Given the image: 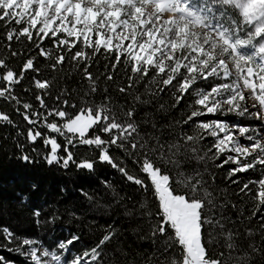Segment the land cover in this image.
<instances>
[{
    "label": "trees",
    "instance_id": "1",
    "mask_svg": "<svg viewBox=\"0 0 264 264\" xmlns=\"http://www.w3.org/2000/svg\"><path fill=\"white\" fill-rule=\"evenodd\" d=\"M93 26L40 39L0 4V264H25L27 241L93 264H264L263 166L229 172L206 126L239 119L200 102L215 79L190 71V48L136 63ZM81 114L93 125L78 137L65 125ZM174 198L199 203L184 242Z\"/></svg>",
    "mask_w": 264,
    "mask_h": 264
},
{
    "label": "rangeland",
    "instance_id": "2",
    "mask_svg": "<svg viewBox=\"0 0 264 264\" xmlns=\"http://www.w3.org/2000/svg\"><path fill=\"white\" fill-rule=\"evenodd\" d=\"M0 4L9 16L26 23L22 33L40 39L64 32L86 40L94 25L97 43L129 54L136 63L166 61L178 48H190L191 72L214 78V85L220 79L229 81L206 92L200 101L206 113L239 119L207 125L209 134L215 137L231 174L252 163L263 166L261 180L253 183L264 193V13H258L264 0H0ZM210 27H219L221 35ZM92 125L93 120L81 114L65 128L82 137ZM55 157L67 163L68 157L58 154H52L49 162ZM151 175L159 186L166 185L164 177ZM159 194L164 200L169 197L163 187ZM167 207L175 229L185 230L179 236L182 242L185 235L197 234L198 202L174 198ZM60 250L56 255L29 244L22 256L26 264H79L77 259L67 262L66 248ZM191 260L196 263L195 258Z\"/></svg>",
    "mask_w": 264,
    "mask_h": 264
},
{
    "label": "bare ground",
    "instance_id": "3",
    "mask_svg": "<svg viewBox=\"0 0 264 264\" xmlns=\"http://www.w3.org/2000/svg\"><path fill=\"white\" fill-rule=\"evenodd\" d=\"M98 158H97V160L99 159V160H101V156L98 154V156H97ZM104 159V161H108L110 164H111V162H112V159L111 158H109V159H106V158H103ZM90 175H92V177H95V175H94V173L92 172V173H90ZM221 264H225L224 263V261L221 259Z\"/></svg>",
    "mask_w": 264,
    "mask_h": 264
}]
</instances>
